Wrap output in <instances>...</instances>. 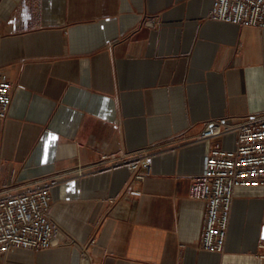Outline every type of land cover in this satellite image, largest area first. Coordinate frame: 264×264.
<instances>
[{"label":"crops","instance_id":"obj_1","mask_svg":"<svg viewBox=\"0 0 264 264\" xmlns=\"http://www.w3.org/2000/svg\"><path fill=\"white\" fill-rule=\"evenodd\" d=\"M216 0H0V195L49 185L58 244L0 264H264V190L240 187L223 252L189 197L211 145L205 123L264 115V29L209 18ZM152 153L130 184L102 155ZM85 251L87 252L85 254Z\"/></svg>","mask_w":264,"mask_h":264},{"label":"built area","instance_id":"obj_2","mask_svg":"<svg viewBox=\"0 0 264 264\" xmlns=\"http://www.w3.org/2000/svg\"><path fill=\"white\" fill-rule=\"evenodd\" d=\"M208 16L264 29V0H216ZM13 87L8 74L0 70L1 119L8 116ZM228 135L235 136L232 146L225 148L218 141L213 143L202 171L191 178L189 186V197L206 205L201 244L204 250L212 252L224 251L236 190L240 187L264 190V115L209 120L195 140L222 139ZM118 165L129 169L131 185L140 183L152 173V153L138 152L125 162L105 154L94 163L77 166L76 170ZM52 207L49 185L0 195V254L20 248L39 250L56 246ZM260 247L264 249L263 242Z\"/></svg>","mask_w":264,"mask_h":264},{"label":"bare ground","instance_id":"obj_3","mask_svg":"<svg viewBox=\"0 0 264 264\" xmlns=\"http://www.w3.org/2000/svg\"><path fill=\"white\" fill-rule=\"evenodd\" d=\"M82 264H90V261L88 260V259H84L83 261H82Z\"/></svg>","mask_w":264,"mask_h":264},{"label":"water","instance_id":"obj_4","mask_svg":"<svg viewBox=\"0 0 264 264\" xmlns=\"http://www.w3.org/2000/svg\"><path fill=\"white\" fill-rule=\"evenodd\" d=\"M263 239H264V234H263Z\"/></svg>","mask_w":264,"mask_h":264}]
</instances>
